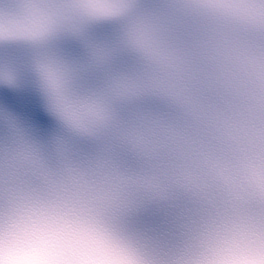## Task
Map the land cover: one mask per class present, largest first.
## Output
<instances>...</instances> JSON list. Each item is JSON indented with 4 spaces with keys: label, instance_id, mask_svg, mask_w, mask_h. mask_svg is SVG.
Returning <instances> with one entry per match:
<instances>
[{
    "label": "clouds",
    "instance_id": "9594fccd",
    "mask_svg": "<svg viewBox=\"0 0 264 264\" xmlns=\"http://www.w3.org/2000/svg\"><path fill=\"white\" fill-rule=\"evenodd\" d=\"M0 264H264V0H0Z\"/></svg>",
    "mask_w": 264,
    "mask_h": 264
}]
</instances>
